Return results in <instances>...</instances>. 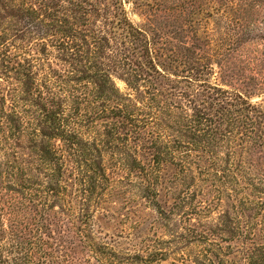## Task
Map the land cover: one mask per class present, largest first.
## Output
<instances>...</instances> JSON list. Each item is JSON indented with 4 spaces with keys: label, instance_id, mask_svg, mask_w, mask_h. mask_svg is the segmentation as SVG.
I'll return each instance as SVG.
<instances>
[{
    "label": "trees",
    "instance_id": "16d2710c",
    "mask_svg": "<svg viewBox=\"0 0 264 264\" xmlns=\"http://www.w3.org/2000/svg\"><path fill=\"white\" fill-rule=\"evenodd\" d=\"M154 32L124 0H0V264H264V172L252 170L264 161L263 79L251 78L254 104L211 82L210 57L193 52L172 72ZM108 155L136 175L168 240L130 250L102 237ZM200 184L230 209L203 230L171 229L209 203Z\"/></svg>",
    "mask_w": 264,
    "mask_h": 264
},
{
    "label": "rangeland",
    "instance_id": "374dc122",
    "mask_svg": "<svg viewBox=\"0 0 264 264\" xmlns=\"http://www.w3.org/2000/svg\"><path fill=\"white\" fill-rule=\"evenodd\" d=\"M124 7L135 25L153 28L158 49L169 63V70L181 71L183 62L197 52L213 60V84L221 85L227 80L226 85L251 94L252 103H261L263 98L251 87V78L259 73L264 82V0H124ZM218 62L223 65L220 67ZM226 74L238 77L231 81L225 78ZM117 83L124 91V83ZM105 163L113 182L106 204L108 213H99L96 217L102 237L113 238L116 245L130 250H142L152 240H168L170 229L153 203L143 197L136 175L118 165L110 155L106 156ZM260 163L259 167L255 163L252 170L263 174L264 161ZM165 175L171 182L159 187V201L169 210L174 203V185L170 174ZM198 186V192L202 189L203 198L209 203L186 207L181 215L174 217L176 224L173 223L171 229L182 230L195 225L203 230L206 224H217L221 214L230 209L232 201L219 200L214 187ZM170 263L172 260L165 264ZM237 264L245 262L237 261Z\"/></svg>",
    "mask_w": 264,
    "mask_h": 264
}]
</instances>
